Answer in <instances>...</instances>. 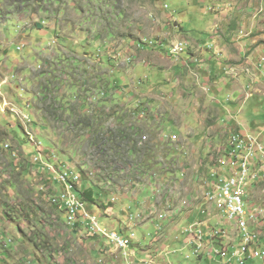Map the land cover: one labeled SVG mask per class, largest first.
Returning a JSON list of instances; mask_svg holds the SVG:
<instances>
[{"label":"rangeland","instance_id":"374dc122","mask_svg":"<svg viewBox=\"0 0 264 264\" xmlns=\"http://www.w3.org/2000/svg\"><path fill=\"white\" fill-rule=\"evenodd\" d=\"M175 21L182 27L204 24L200 31L227 25L224 33L220 28L219 53L204 33L196 34L194 47L185 48L204 45L201 52L212 73L188 63L191 71L186 58L172 54L182 40L176 34L184 33ZM34 23L38 28L29 27ZM0 42V66L8 68L1 72L14 77L2 88L12 105L0 101V127L12 138L10 154L0 152V264H54L48 252L43 254L50 247L57 264H208L209 256L195 260V248L184 245L182 230L202 217V210L214 219L204 193L231 136L225 129L237 123L228 118L243 114L240 118L257 131L247 130L264 141V0H0ZM215 79L246 87L252 96L239 100L242 107L230 113L219 103L225 96L234 103L238 95L224 89L214 96ZM26 103L36 139L57 158L49 163L80 170L78 190H94L97 202L86 201V209L109 231L135 233L127 263L122 251L108 252L106 240L71 235L63 224L65 207L50 202L44 187L30 180L27 161L36 150L11 111L24 110ZM91 119L116 139L127 131L135 153L127 159L103 155L102 135L86 128ZM16 140L26 159L23 151L12 159ZM146 152L157 164L147 172ZM108 167L117 174L105 172ZM56 188L61 196L59 183ZM110 199H115V217L107 218L101 210ZM246 200L258 204L264 194L254 191ZM69 216L74 220V213ZM256 230L264 233L258 224ZM218 259L210 264H226Z\"/></svg>","mask_w":264,"mask_h":264},{"label":"clouds","instance_id":"9594fccd","mask_svg":"<svg viewBox=\"0 0 264 264\" xmlns=\"http://www.w3.org/2000/svg\"><path fill=\"white\" fill-rule=\"evenodd\" d=\"M167 8L168 7L165 6V9H167ZM174 20H176V19H174ZM174 23L179 28H181V25H179V22L175 21ZM33 26L38 28V25L35 23L33 25H30L29 27L32 28ZM178 45H181L182 51L178 55H175L172 53L175 57L179 56V55H183L187 51V49H185V48L189 46L185 42V40H181L180 42H178ZM211 46H212V44H211ZM19 47L17 49L18 51L20 50ZM21 47L23 49L24 47H26V44H22ZM3 52L5 53L6 49H4ZM188 63H194L198 67L202 66V62H201L200 58H192L185 63V66L188 65V67H191L192 65H189ZM1 70L7 71L8 68L6 66H0V84H1L2 80L7 81V84L0 86V92H1L0 101H2L3 104H5V106H9V105H12V103L5 98V95L3 94L2 88L8 87L10 85V83H12L11 80L14 79V77H9L8 75H4L5 72H1ZM251 96H252L251 94L246 93V99H249ZM30 108H31V105L29 103H26L24 110H20L19 108H15V109L11 110V111H14L16 113L18 120H19L21 126L23 127V132H24L25 136L29 139L31 144L34 145L35 150H36V155L30 156V161H27V164L29 167V178H30V180L35 179V181H37L38 183H40L44 187L43 191H46L44 197L48 196L49 198L48 197H46V198H48L50 202H52L54 204H62V202L58 200L61 198V196H60V193L56 187H57V184L59 183L62 187V194H63V192H64L63 184L59 181V179L57 181V178H52V176L54 174L41 172V168H40L41 159H43L44 161H45V159H47V161L49 162L50 160H52L51 158H53V160H56L57 158L55 157L54 154L51 155V153L53 151L45 150L44 148H42L40 146L38 140L36 139L35 132L30 128L35 122L34 121V114L30 111ZM236 125L234 127L238 128ZM227 130H228V132H230V135H231L228 139V142H229L230 138H232L233 136L251 135V136L257 138L258 141H261L264 143L263 139L260 138V135H256V134H252V133H244V132L240 131L239 129H233V128H229V127H226L225 131H227ZM0 135L2 136L1 139H5V141H6V143H4V142L0 143V152L10 154L9 150L11 149L12 145L8 143V139H12V138H11L9 132H7L4 128L0 127ZM228 142L223 148V152H224L223 156L224 157H222V159H221L225 162H226V157L228 156V151L226 150V148L228 149V147H227ZM22 151L24 152L23 147L21 145H19V142L16 140L15 148H14V151L12 153V159L18 153H20ZM26 156L27 155L24 152L22 157H24L26 159ZM48 158H50V160H48ZM64 167H67V166H64ZM56 168H59V166H56ZM252 171L256 174V179L247 187V189L245 191L244 202L246 203L247 210H250L252 207L259 206L260 204L264 203V201L260 202L258 204L252 203V202L249 203L246 200L248 195L250 196V194L253 193L251 191L252 188H254L256 185L262 184V182H264V170H261V168L259 167L258 172L256 171V168L252 169ZM69 172L72 173L74 176H79V178H81V176H82V173L80 170H77V172L69 170ZM230 173H231V170L228 167L222 166L220 163H219V166H216V169L212 170V172L210 174V181L207 184V187H206V190L204 193V200H205V204L210 206V208L212 209L213 214L215 216H218L222 220H225L229 223H233L236 226V223L228 221V219L219 210L216 209L215 205L208 200V194L211 192V189H212V187L210 186L211 182H213L216 179L217 175H225L226 177H230ZM73 177H71L70 179H72ZM49 183H51V186ZM80 193H82V192H80L78 190L76 183H75L74 184L75 197L78 198V200L83 204L84 210H85L86 214L89 216V219H85L83 214H81V212H80L75 221L69 220V218H70L69 212L66 210V207L64 206V204H62L65 207L64 215L68 218V222L65 221L63 224H65L70 229L69 232L71 235L82 236L85 234L88 236L89 239H94V240L95 239H97V240L104 239V240H106L108 242L107 247L111 248L108 252H111L112 249H116L117 251H120V252L122 251V253H121L123 256L122 261L127 263V259H129V256H127L126 253L128 251L131 252L130 247H131L132 242L135 238V233L131 232L127 236V234L124 233L122 230H120V231H117V230L109 231L107 228L102 227L98 221V218L96 216L92 215L90 213V211H88L86 209V207H85L86 201L83 202L80 199V197L78 196ZM81 198L83 199L82 196H81ZM92 198H93V196H92ZM114 203H115V199H110L107 202H105L104 207L101 210L104 217L108 218L110 215L115 217V215L113 214V211H112V206ZM97 209L99 210V207H97ZM200 214H202L203 216L189 221L188 222L189 226L185 225V228H183V230H182V233L185 235L186 239H188L187 243H184V245L187 244V245L193 246L195 248V251H194L195 260H197L198 257L204 258V256H209L210 261L219 260L218 258H220L221 261H223L226 264H239L236 261H229L227 259L228 257H222L220 255L222 252H226L229 255V254H231V252L236 251L237 249H239L241 247V240L242 239H241V235H240L237 227H236L237 236L239 237L240 243L238 244L237 247L230 250V249L220 245V239L223 236L224 231L221 228H218L219 223L213 221L214 224L211 226L210 221H209V224H208L207 221L210 219V213L206 212V210H202V212H200ZM138 217H139V215L134 220L136 221L138 219ZM93 222H94V225H93ZM118 222L122 226L125 225L124 221L120 220ZM249 227H250L251 231L257 232L256 224L249 223ZM259 227H264V225H259ZM199 229H201L203 232L202 238L200 240H199V238H197V235H196V233ZM102 231L105 232L106 234L116 233L121 239H128L129 238V240H130L129 247L126 249H123V248H119L116 245L110 243L109 239L102 233ZM258 232L260 233V231H258ZM131 235H133V237H131ZM208 236H211L209 241H210V243L213 244V248H211L210 253L206 254L205 251H204V253H202L203 249H204V245H202V244L204 243V237H208ZM261 238H264V233L261 234ZM33 244L35 245L36 243H33ZM208 244H206V245H208ZM0 245H2V243ZM103 251H104L103 249H100V252L103 253ZM46 252H48L52 262L54 264H57L58 261L56 263V259H55L56 255L54 253L55 251L53 252V250L50 247L43 254H45ZM131 257L135 258L137 256L133 254ZM186 259H190V257L186 256ZM256 260H259V259H256ZM256 260H249V261H246L244 264H249L250 262H254ZM259 261L264 262V260H259ZM142 262H144V261H140L139 263H142Z\"/></svg>","mask_w":264,"mask_h":264},{"label":"built area","instance_id":"2783aa9c","mask_svg":"<svg viewBox=\"0 0 264 264\" xmlns=\"http://www.w3.org/2000/svg\"><path fill=\"white\" fill-rule=\"evenodd\" d=\"M179 46L181 45H176L173 49ZM227 147L226 162L221 160L219 163L231 170L230 177L225 176V180H218L217 175L210 186L220 188V197L214 205L217 210L226 213L228 221L236 223L242 240L239 249L229 255L226 252H222L220 255L228 257L229 261H236L239 264H244L249 260H264V238H261L259 232L251 231L249 227V223L264 225V203L247 210L244 202L247 187L256 179V174L252 169L256 168L258 172L260 167L261 170H264V143L251 135H237L230 138ZM241 167H249V176L241 175ZM40 168L51 174V164L44 163L43 159H41ZM73 176L68 167L60 166V176L56 177L57 181L59 179L64 186V192L61 195L63 204L69 213H74V221L75 214L80 212L85 219H89L83 204L74 196V192L71 190V182H77L79 179V176ZM71 177L73 178L70 179ZM238 177H245L247 186H239ZM102 233L108 239H113L116 246L129 247L126 245L125 239H121L116 233L106 234L103 231ZM196 234L200 240L203 232L199 229Z\"/></svg>","mask_w":264,"mask_h":264},{"label":"crops","instance_id":"0c3cea01","mask_svg":"<svg viewBox=\"0 0 264 264\" xmlns=\"http://www.w3.org/2000/svg\"><path fill=\"white\" fill-rule=\"evenodd\" d=\"M222 24H224V23H222ZM222 24H220L219 26H215V24L214 25H210V26L206 27V30L200 31L201 28L202 29L204 28L203 27L204 24L201 27V26H194L193 23H190V24H186L185 23L183 25V27L181 26L183 31H184V33L183 34H176V36L180 40L181 39L182 40H188L191 43L189 46L194 47V42H196V40H195L196 34H198V33H202L203 34L204 33L206 35V39L205 40L210 41V43L213 44L212 47L215 50V52L219 53L220 50L218 49V46H219L220 41L222 39V36L220 35V28H221L222 33H224L225 29H226L225 31H227V25L224 24L225 26H222ZM208 25H209V23H208ZM199 27H201V28L199 29ZM217 27H219V29H217ZM202 47H205V46L204 45H198V48H193V49L189 48V50H187L182 55L183 56L182 60H184L186 58V61H189L192 58H200V60L202 62L203 69H207V70L210 69V73H212V66L213 65L209 64L208 62H205L207 57L204 55V52H201V51H205V50H201ZM211 53H213V52H211ZM188 57H191V58L188 59ZM202 57H204V58H202ZM192 66L188 67L191 71H192ZM220 67L224 68L222 65H220ZM197 70H198L197 67H195L194 71L192 72V77L196 76L195 72ZM216 72H217V70L214 72L213 75H215ZM193 79L195 81H197L194 77H193ZM231 85L232 86H228L227 84L221 83V81L215 79L214 83L212 84V86L210 88V91L212 92V94H215L214 96H217V98L219 96L220 91H222L224 89H227L229 93L233 92L234 95H236V96L238 95L237 99L235 101H233L234 103L226 102V96H225V101L224 102H220V101L217 100V102H220L219 104L222 105V108H224L226 111H228L230 113H235L242 107L240 102H239V100L243 99V100L247 101L248 99H246V87L245 88L235 89L233 84H231ZM242 94H244L243 97H242ZM210 96L212 97V95H210ZM221 103H223V104H221ZM238 114L243 115L241 113H238ZM240 115L236 116V114H235V116H230L228 118L229 122H232L233 120L235 122L237 121L236 124H237L238 128H235L234 126L231 127V128L239 129L240 131H242L244 133L255 134L254 132H250L249 130H247V128L251 129L252 127L249 128L248 124H247V121L245 119H241ZM251 130L257 131L254 128L251 129ZM256 135H260V134H256ZM259 190H261L263 192V194H264V185H261L260 187H259V185H256L254 188H252L251 191L252 192H254V191L258 192ZM208 221H215V222L219 223L218 228H221L224 231L223 236L220 239V245L221 246L226 247V248H228L230 250L238 246V244L240 243L239 242L240 240H239V237L237 236V229H236L235 224L229 223V222H227L225 220H222L220 217L215 216V215H214V219L210 218ZM185 243H187V242H185ZM186 247H193V246L186 245ZM211 248H213V244L212 243H209L208 245H204V249H203L202 253H204L205 249H211ZM201 260H203V258H201ZM217 261H218V263H220V260H217ZM210 262H212V261L209 260L208 264H210Z\"/></svg>","mask_w":264,"mask_h":264},{"label":"trees","instance_id":"16d2710c","mask_svg":"<svg viewBox=\"0 0 264 264\" xmlns=\"http://www.w3.org/2000/svg\"><path fill=\"white\" fill-rule=\"evenodd\" d=\"M95 121L97 120L95 119ZM86 128L92 129L93 132L95 131L97 134L102 135L100 152L103 155H108L109 153L113 152L115 156H120L122 159H127V154L131 156L132 154L135 153V151L133 150L132 139H130V137L128 136L127 131L126 132L122 131L118 133L117 139H116L111 132H108L105 130L104 132H100L97 129V127L94 126V123H92V119L87 124ZM155 158L156 157L154 156V154H150V152H146V158H145L146 165H144L145 172L149 170H153L155 168L157 164L151 163L152 161L155 160ZM120 170L121 169L119 168V171ZM105 172L117 174V172L110 167H108V169L105 170ZM93 194H94V190L92 188H87L86 190H84V192L81 195L79 194L78 196L83 202L87 201V202H90L91 204H94L97 201L92 199V196H94ZM81 196L83 197V199L81 198ZM95 196H98V195L95 194Z\"/></svg>","mask_w":264,"mask_h":264},{"label":"bare ground","instance_id":"6f19581e","mask_svg":"<svg viewBox=\"0 0 264 264\" xmlns=\"http://www.w3.org/2000/svg\"><path fill=\"white\" fill-rule=\"evenodd\" d=\"M181 51H182L181 46L176 47L175 49H172V53L175 54V55H178ZM48 160H50V158H48ZM43 162L44 163H49L48 161L45 162L44 160H43ZM47 173H49V172H47ZM51 174H54L55 176H60V166H59V168H56V166L51 165ZM241 175L242 176H249V167H241ZM218 180H225V175H218ZM75 183L76 182H71V190H72V192H74V184ZM238 185L239 186H247V179L245 177H238ZM74 196H75V194H74ZM219 197H220V188H212L211 192L209 193L208 200L210 202H212L213 204H215V203H217ZM58 200L61 201L62 204H63L62 196ZM221 213L226 217V213L225 212H221ZM69 215H70V213H69ZM76 215L78 216V214H76ZM69 220H72V219L69 218ZM111 240L113 241V239H111ZM125 243H129V242H127L125 240ZM119 247L125 249L124 246H119Z\"/></svg>","mask_w":264,"mask_h":264}]
</instances>
